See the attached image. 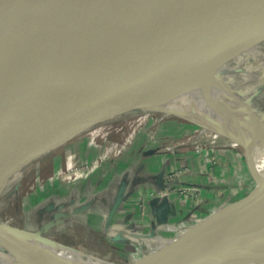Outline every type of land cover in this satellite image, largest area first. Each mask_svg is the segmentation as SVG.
Segmentation results:
<instances>
[{"label": "bare ground", "instance_id": "bare-ground-1", "mask_svg": "<svg viewBox=\"0 0 264 264\" xmlns=\"http://www.w3.org/2000/svg\"><path fill=\"white\" fill-rule=\"evenodd\" d=\"M37 1L8 0L0 5V49ZM234 5L241 11H232ZM248 19L258 20L251 22ZM229 20L233 21L235 26L225 31L224 27ZM143 23L142 15L124 12L80 27L79 31L84 35L85 43L77 57L68 68L61 70L57 65L47 76L40 94H51L69 85L84 86L103 71L116 70L127 63H137L135 45ZM254 28L261 33H248ZM110 38H115V42L107 56L103 52ZM263 44L264 0H205L186 6L158 23L152 35L150 50L157 51L159 61L166 65L163 71L180 79L190 77L191 81L177 83L152 73L144 83L135 88H126L118 96H115L118 89L107 94L106 97L109 98L118 97L117 102L100 105L85 115L97 110H127L131 106H139L145 112H162L163 115L170 116L178 111L177 102L183 99L197 106L188 111L190 114H197L221 124L220 127L210 125L205 131L220 133L223 128L228 135L231 125L236 122L235 115H238L240 108L244 111L249 109L246 106L249 102L248 95L255 86L250 83L252 73L259 72L258 82L264 83V56L260 52ZM115 53H119V57L111 63L108 60L109 56ZM230 65L231 70L228 69ZM233 70L239 71L237 80L231 74ZM59 71L60 76H56ZM223 82L234 85L233 89L240 90L242 97L233 96V91ZM59 113L61 110L55 112ZM249 119L250 121H246L238 116V123L244 124L246 130L238 136L231 134L239 140L234 141L231 146L242 145L244 148L263 149L264 112L261 120L256 121L254 117ZM45 120L42 119L38 123H44ZM75 122L57 128L50 135L34 141L0 161V195L6 185L3 183L6 168L25 151L42 148L54 136L69 131ZM52 140L51 142H54ZM258 156L256 153L255 157ZM259 195L262 196L257 203L244 207L243 202L228 210L218 222L207 225L243 215L264 219V190ZM0 226L8 225L0 223ZM22 239L0 234V247L13 251L20 259L38 264H109L60 244ZM148 240L149 237H146L143 241L146 244ZM152 245L153 241H150L146 246L149 249ZM186 264H264V236L255 239L238 252L237 249L225 253L219 252L217 248L203 250L190 258Z\"/></svg>", "mask_w": 264, "mask_h": 264}, {"label": "rangeland", "instance_id": "rangeland-1", "mask_svg": "<svg viewBox=\"0 0 264 264\" xmlns=\"http://www.w3.org/2000/svg\"><path fill=\"white\" fill-rule=\"evenodd\" d=\"M260 52L264 56V44ZM228 69L231 70V65ZM231 74L238 79L239 71L233 70ZM259 75V72H253L250 80L255 85L248 95L252 114L248 115L240 108L228 135L224 130L220 133L205 131L208 126L215 125L214 121L190 114L188 111L197 106L182 99L177 102L178 111L170 116L138 110L97 121L53 150L26 161L20 169L12 170L1 192L0 223L24 231H38L43 237L100 262L137 264L172 244L189 228L177 223L175 228L180 230L179 233L171 230L153 233L154 236L148 240L153 241V245L148 249V242L145 244L143 241L146 237L140 236L136 230L135 234H124L122 239L113 242V227L102 228L101 224L87 222L86 215L83 221L79 218L72 223L67 214L82 206L95 205L90 209L95 211L98 206L96 197L114 201L119 190L125 189L128 180L143 168L142 161L148 158L192 153L203 159L212 157L214 167H218L219 153L230 151L241 157V163L232 168L235 175L226 178V188L217 189L218 194L225 193L224 197L217 196L215 209L200 220L209 216L206 224L218 222L228 210L243 203L239 200L252 193L258 183L260 188L257 192L264 190V148L231 146L234 141H239L232 135L246 130L244 124L238 123V116L246 121L253 117L256 121L263 119L264 83L259 84ZM223 83L233 91V96L242 97L240 90L233 89L234 85ZM256 153L260 159L255 157ZM0 264L21 263L0 248Z\"/></svg>", "mask_w": 264, "mask_h": 264}, {"label": "water", "instance_id": "water-1", "mask_svg": "<svg viewBox=\"0 0 264 264\" xmlns=\"http://www.w3.org/2000/svg\"><path fill=\"white\" fill-rule=\"evenodd\" d=\"M6 1L8 0H0V5ZM201 1L205 0H38L35 2L0 49V161L34 141L50 135L57 128L76 122L69 131L60 133L56 135L57 137L54 136V139H51L54 142L50 140L42 148L29 149L21 154L5 169L3 183L6 184L14 168L20 169L26 161L53 150L89 125L121 114L144 111L142 107L131 106L127 110H97L85 115L86 112L93 111L100 105H111L117 102L118 97H106L112 91L118 89L115 95L118 96L126 88H135L144 83L152 73L169 81L189 83L190 77L180 79L163 71L166 65L159 61L157 51L150 50V44L154 29L161 20L186 6ZM232 11L241 10L234 5ZM124 12L138 13L144 18L141 33L135 45L137 63H127L119 69L103 71L91 78L84 86L69 85L51 94H40L42 85L52 70L57 65L61 67V70L68 68L77 57L85 43V37L79 31L80 27ZM248 20L253 22L258 19ZM232 22L231 20L226 22L225 31L235 26ZM256 30L254 28L248 33H261ZM114 42L115 38L109 39L104 55L108 56ZM118 57L119 53H115L109 56L108 60L113 63ZM60 72L56 76H60ZM249 105L250 103L247 102L246 106L249 107ZM57 110H61V113L55 114ZM245 113L252 114L250 107ZM42 119H46L45 122L38 123ZM214 124L221 126L215 120ZM247 161L253 172L248 158ZM259 188L260 183L252 193L239 200L244 201V207L258 202L262 196L257 192ZM123 190L122 187L115 197L106 226H109L122 200ZM88 208L89 206L79 207L73 215L80 214ZM208 218L209 216L192 225L172 244L152 256L143 258L137 264H186L190 258L203 250L217 248L222 253L230 252L264 236V219L260 220L261 218L254 219L250 215H243L214 225H207ZM0 234L59 244L43 237L38 231L29 232L10 226L6 228L0 226ZM140 236L143 235L140 234ZM151 236L154 235L144 237ZM116 240L113 239V241ZM0 248L17 258L21 264H38L20 259L9 249Z\"/></svg>", "mask_w": 264, "mask_h": 264}, {"label": "crops", "instance_id": "crops-1", "mask_svg": "<svg viewBox=\"0 0 264 264\" xmlns=\"http://www.w3.org/2000/svg\"><path fill=\"white\" fill-rule=\"evenodd\" d=\"M217 161L219 166L214 167L212 157L203 159L192 153L142 161L143 168L128 180L122 200L110 221L109 226L115 231L113 239H117L113 242L122 239L124 234H135V230L148 236L166 232L168 224L183 223L184 227L190 228L207 216L217 206V196L224 197L225 193L220 195L217 189L226 188V178H233L241 157L228 151L219 153ZM104 199L96 197L97 204H94L98 206L95 211L90 210L95 205L76 215L73 212L79 207L70 211L67 214L70 222L79 218L83 221L86 215L87 222L101 224L105 228L114 201Z\"/></svg>", "mask_w": 264, "mask_h": 264}, {"label": "built area", "instance_id": "built-area-1", "mask_svg": "<svg viewBox=\"0 0 264 264\" xmlns=\"http://www.w3.org/2000/svg\"><path fill=\"white\" fill-rule=\"evenodd\" d=\"M180 224H183V223H180ZM176 225H177V224H168V230H171V231H173V232L179 233L180 230H177V229L175 228ZM180 227H181V226H180ZM183 227H184V225H183ZM175 230H176V231H175ZM179 236H180V234H179Z\"/></svg>", "mask_w": 264, "mask_h": 264}]
</instances>
